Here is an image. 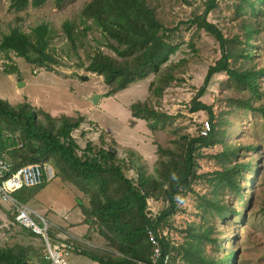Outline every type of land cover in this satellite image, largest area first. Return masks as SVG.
I'll return each instance as SVG.
<instances>
[{
	"label": "rangeland",
	"instance_id": "374dc122",
	"mask_svg": "<svg viewBox=\"0 0 264 264\" xmlns=\"http://www.w3.org/2000/svg\"><path fill=\"white\" fill-rule=\"evenodd\" d=\"M89 1L47 0L38 7L30 3L17 9L13 0H0V43L15 26L30 32L37 24L47 22L53 29L48 51L56 58L49 67H42L18 56L14 50L0 49V96L12 104L31 103L55 117L84 115L89 121L73 133L81 147L88 141L112 147L127 164L125 174L135 181L140 162L146 165L148 173L162 181L174 177L180 165L164 168L163 160L181 159L186 149L183 138L203 134L204 122L210 121L214 142L199 150L198 178L192 190L179 194L176 213L159 232L173 241L176 250L172 264H219L232 250L237 252L235 264H264V77L259 78L262 93L255 96L226 72L217 73L208 91L199 98L212 106L213 114L206 109L193 111V100L209 67L223 55L216 36L198 30L192 20L204 12L206 0H151L169 29L167 38L178 46L162 66L173 78L166 83L164 73H152L107 96L110 87L103 76L87 71L86 66L90 55L98 49L118 56L108 45L115 41L99 28L86 34L80 32L84 27L81 11ZM252 3L253 0H218L217 7L208 15L231 42L227 52L234 68H242L245 60V66H264V4ZM71 20L79 34L76 44L64 29V23ZM245 21L249 25L257 21L256 26L260 27L249 39L245 35ZM245 49L251 56L248 59L243 57ZM85 75L87 79L83 78ZM19 77L25 82L21 87ZM158 84H163L164 90L157 95L153 92ZM94 93L101 95L98 103L90 98ZM146 100L158 114L150 119L135 117L131 105ZM103 131L105 144L100 139ZM0 143V150L7 157L9 151L22 145L18 134L2 120ZM51 162L47 163L54 167ZM242 163L252 167H245L231 180L220 174L232 173ZM58 171L59 176L45 182L43 188H24L14 196H22L19 200L31 209L33 218H40L47 225L52 248L63 256L60 264H97L77 254L80 249L118 254L99 226L83 214L79 200L90 206L86 186L62 169ZM155 192V196L148 198L147 207L153 216L168 206V201L158 195V189ZM11 206L10 202L0 201V246L24 245L34 257L33 264H56L46 239L32 235L17 223ZM197 252L205 260H200ZM40 257L51 258L52 262H43Z\"/></svg>",
	"mask_w": 264,
	"mask_h": 264
},
{
	"label": "trees",
	"instance_id": "16d2710c",
	"mask_svg": "<svg viewBox=\"0 0 264 264\" xmlns=\"http://www.w3.org/2000/svg\"><path fill=\"white\" fill-rule=\"evenodd\" d=\"M46 1L13 0V7L24 9L30 3L38 7ZM244 1L248 2V0ZM256 1L264 4V0H253L252 4L254 5ZM205 3L204 12L196 14L192 20L197 24L198 30L216 36L221 43L223 55L209 67L204 84L193 100L192 108L193 111L206 109L213 114L212 106L199 98L208 91V85L215 74L226 72L239 86L247 87L255 96H260L262 92L259 78L264 77V66L259 69L256 66H245L246 60L242 68L231 66L230 55L227 52L231 42L225 37L222 29L208 19L209 13L217 7L218 0H206ZM80 20L84 25L80 30L81 33L86 34L97 27L109 39L115 41V43L109 42L108 45L118 57L98 49L90 55L86 66L87 71L103 76L104 82L110 87L107 96L116 94L152 73L158 76L164 73L163 79L166 83L173 78L162 66L169 61L178 46L167 38L169 29L151 0H90L83 7ZM89 20L91 22H88ZM255 22L257 21H253L250 25L247 21L244 23L247 39L260 31V27H257ZM64 29L71 42L76 44L79 34L74 21H66ZM52 30L47 22L37 24L30 32L15 26L9 33L4 34L0 49L14 50L18 56L24 57L32 64L49 67L50 63L56 61L48 51ZM243 57L245 59L251 57L246 49ZM151 85L154 86L155 83L152 82ZM163 90L164 85L158 84L153 93L158 95ZM131 108L132 114L137 118L150 119L158 114L148 100L134 102ZM0 120L22 140L21 147L16 146L9 151L8 158L16 168L31 163L53 161L55 165L51 163L55 168V177L59 176L58 170L62 169L86 186L90 206H85L79 200L83 214L99 226L101 233L109 239L118 254H104L92 249H80L77 254L99 264H152L154 249L148 232L149 229H153L162 248L159 264H172V253L176 249L173 241L167 235H162L159 229L176 213L179 194L184 190H192V185L198 178L199 150L214 142L211 130L205 135L185 136L184 156L179 160L175 157L163 160L164 168L169 164L180 165L174 177L164 178L162 181L148 173L146 165L140 162L138 179L135 181L125 174L127 164L112 147L98 146L92 141L81 147L73 133L83 123L89 121L84 115L73 117L63 114L55 117L49 112L35 108L31 103L12 104L8 99L0 96ZM104 134L103 131L100 137L103 144L106 143ZM0 147H3L2 143ZM232 151L235 152L234 149ZM250 166L252 167L250 163L237 164L232 169V173L220 174L231 180L234 174L239 175L242 169ZM164 184L167 186L164 187ZM43 185L37 187L43 188ZM155 189H158V195L168 201V206L158 215L153 216L149 214L147 207L148 198L156 194ZM20 198L23 199L22 196ZM221 208H224V205ZM37 219L39 221L35 220L40 225H44L40 218ZM29 231L34 236L42 237L31 229ZM47 233L49 234V229ZM196 255L200 260H205L200 252ZM236 255V250H232L219 261V264H230L229 259H232L231 264H235ZM166 257H169L167 263ZM40 258L43 262H52L51 258ZM33 260L34 257L24 245L0 246V264H33Z\"/></svg>",
	"mask_w": 264,
	"mask_h": 264
},
{
	"label": "built area",
	"instance_id": "2783aa9c",
	"mask_svg": "<svg viewBox=\"0 0 264 264\" xmlns=\"http://www.w3.org/2000/svg\"><path fill=\"white\" fill-rule=\"evenodd\" d=\"M211 130L209 121L204 122L202 133L208 134ZM55 168L49 163H31L15 167L13 162L4 154L0 153V201H7L12 204L16 221L33 232L42 235L49 241L47 225H40L32 216L31 209L22 201L17 199L14 194L24 188H33L44 184L55 178ZM150 240L153 244L154 253L152 264H159L162 255L160 240L153 229H149ZM169 257L165 258V262Z\"/></svg>",
	"mask_w": 264,
	"mask_h": 264
},
{
	"label": "water",
	"instance_id": "95a60500",
	"mask_svg": "<svg viewBox=\"0 0 264 264\" xmlns=\"http://www.w3.org/2000/svg\"><path fill=\"white\" fill-rule=\"evenodd\" d=\"M83 78H84V79H87L88 76L85 75ZM24 84H25V82L23 81V79H22L21 77H19V78H18V86L21 87V86H23ZM100 96H101L100 93H94V94L91 95L90 98H91V100L93 101V103H98ZM44 238H45L46 241H47V238H46V237H44ZM47 245H48V248H49V251H50L51 258H52L54 261H56L57 258H56V256L53 254V252H52V250H51V244L48 242ZM57 253H58V252H57Z\"/></svg>",
	"mask_w": 264,
	"mask_h": 264
},
{
	"label": "bare ground",
	"instance_id": "6f19581e",
	"mask_svg": "<svg viewBox=\"0 0 264 264\" xmlns=\"http://www.w3.org/2000/svg\"><path fill=\"white\" fill-rule=\"evenodd\" d=\"M51 250H52L53 254L56 256V258H57V260L55 261L56 264H60L59 260L63 258L62 254L60 252H58L57 250L53 249L52 245H51Z\"/></svg>",
	"mask_w": 264,
	"mask_h": 264
},
{
	"label": "crops",
	"instance_id": "0c3cea01",
	"mask_svg": "<svg viewBox=\"0 0 264 264\" xmlns=\"http://www.w3.org/2000/svg\"><path fill=\"white\" fill-rule=\"evenodd\" d=\"M11 208H12V206H11ZM97 263V262H96ZM97 264H99V263H97Z\"/></svg>",
	"mask_w": 264,
	"mask_h": 264
}]
</instances>
